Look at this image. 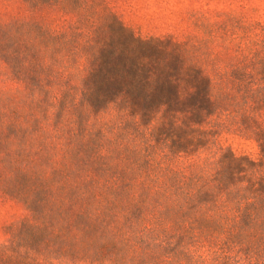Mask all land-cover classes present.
<instances>
[{
  "label": "trees",
  "instance_id": "trees-1",
  "mask_svg": "<svg viewBox=\"0 0 264 264\" xmlns=\"http://www.w3.org/2000/svg\"><path fill=\"white\" fill-rule=\"evenodd\" d=\"M22 1L56 16L0 23V190L30 212L0 264H264V22L143 38L106 0Z\"/></svg>",
  "mask_w": 264,
  "mask_h": 264
},
{
  "label": "rangeland",
  "instance_id": "rangeland-1",
  "mask_svg": "<svg viewBox=\"0 0 264 264\" xmlns=\"http://www.w3.org/2000/svg\"><path fill=\"white\" fill-rule=\"evenodd\" d=\"M111 9L123 23L137 35H171L178 40L187 36L204 37L199 22L215 21L224 12H243L252 19L264 22V0H106ZM56 14L47 9L34 10L22 0H0V23L14 20L49 21ZM58 23V17L52 21ZM6 65L0 61V90L16 88ZM222 141L236 154L257 157L258 150L254 142L233 135H224ZM5 177L2 155L0 154V178ZM30 217L29 210L18 199L0 190V243L9 235L7 226Z\"/></svg>",
  "mask_w": 264,
  "mask_h": 264
}]
</instances>
